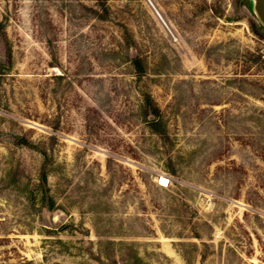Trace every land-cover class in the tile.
<instances>
[{
  "label": "rangeland",
  "instance_id": "1",
  "mask_svg": "<svg viewBox=\"0 0 264 264\" xmlns=\"http://www.w3.org/2000/svg\"><path fill=\"white\" fill-rule=\"evenodd\" d=\"M254 5L0 0V264H264Z\"/></svg>",
  "mask_w": 264,
  "mask_h": 264
},
{
  "label": "water",
  "instance_id": "2",
  "mask_svg": "<svg viewBox=\"0 0 264 264\" xmlns=\"http://www.w3.org/2000/svg\"><path fill=\"white\" fill-rule=\"evenodd\" d=\"M255 10L262 23H264V0H254Z\"/></svg>",
  "mask_w": 264,
  "mask_h": 264
},
{
  "label": "trees",
  "instance_id": "3",
  "mask_svg": "<svg viewBox=\"0 0 264 264\" xmlns=\"http://www.w3.org/2000/svg\"><path fill=\"white\" fill-rule=\"evenodd\" d=\"M44 180H45V175L42 176V182H44Z\"/></svg>",
  "mask_w": 264,
  "mask_h": 264
},
{
  "label": "flooded vegetation",
  "instance_id": "4",
  "mask_svg": "<svg viewBox=\"0 0 264 264\" xmlns=\"http://www.w3.org/2000/svg\"><path fill=\"white\" fill-rule=\"evenodd\" d=\"M262 25H264V23H262Z\"/></svg>",
  "mask_w": 264,
  "mask_h": 264
}]
</instances>
